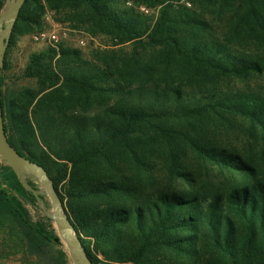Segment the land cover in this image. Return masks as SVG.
Returning <instances> with one entry per match:
<instances>
[{
  "label": "trees",
  "instance_id": "trees-1",
  "mask_svg": "<svg viewBox=\"0 0 264 264\" xmlns=\"http://www.w3.org/2000/svg\"><path fill=\"white\" fill-rule=\"evenodd\" d=\"M47 14L102 47L87 59L47 46L23 71L34 87L5 94L8 49ZM260 76L264 0H24L0 71L3 129L46 170L91 264H264V169L215 142L264 139V96L234 88ZM0 177V224L25 261L72 264L4 162Z\"/></svg>",
  "mask_w": 264,
  "mask_h": 264
},
{
  "label": "rangeland",
  "instance_id": "rangeland-1",
  "mask_svg": "<svg viewBox=\"0 0 264 264\" xmlns=\"http://www.w3.org/2000/svg\"><path fill=\"white\" fill-rule=\"evenodd\" d=\"M40 32L55 34L59 39V45L78 49L87 59L91 58L92 51L99 50V47H102L100 40L91 39L83 31L71 30L66 26L58 25L52 21L50 14H47L46 23L41 31H35L30 35L19 37L15 45L8 49L5 58L6 68L3 71V92L5 94L24 87H34V81L23 77V71L30 55L41 52L48 46L46 43H35L32 40V35ZM234 88L256 92L264 96V76L254 77L247 81L235 83ZM215 142L219 145L235 148L246 161L252 163L256 167L264 169V139L259 135L247 133L245 130H236V132L231 133L227 137L216 138ZM154 164L160 183L165 184V169L162 165V161L157 159ZM185 165L187 167H197L191 154L186 157ZM213 175L214 172H209V177L211 179H214ZM27 176L30 177L35 184L36 190H34V195L32 194L33 197H35V203H31L29 200L17 194H11L27 209L33 222L46 219L49 220L54 227L52 220V205L41 182L31 175ZM13 232L14 231L9 228L8 223L2 221L0 224V264H47L45 260L39 261L38 259L29 260L27 263L23 257L22 251L17 249L18 241L15 236H12Z\"/></svg>",
  "mask_w": 264,
  "mask_h": 264
},
{
  "label": "water",
  "instance_id": "water-1",
  "mask_svg": "<svg viewBox=\"0 0 264 264\" xmlns=\"http://www.w3.org/2000/svg\"><path fill=\"white\" fill-rule=\"evenodd\" d=\"M24 0H6L0 11V71L3 65L4 53L11 29L18 16L19 9ZM1 99V94H0ZM0 162L6 163L20 179L23 186L32 192L25 183L24 177L31 175L39 180L52 205V220L57 236L64 244L72 264H91L86 253L80 246L75 235L74 227L67 219L64 206L52 185L46 170L30 160L22 157L7 141L3 129L2 110L0 103Z\"/></svg>",
  "mask_w": 264,
  "mask_h": 264
},
{
  "label": "built area",
  "instance_id": "built-area-1",
  "mask_svg": "<svg viewBox=\"0 0 264 264\" xmlns=\"http://www.w3.org/2000/svg\"><path fill=\"white\" fill-rule=\"evenodd\" d=\"M32 40L35 43H46L48 46L54 48L55 50H58L59 46V39L58 37L53 34V33H45V32H40V33H35L32 35Z\"/></svg>",
  "mask_w": 264,
  "mask_h": 264
}]
</instances>
